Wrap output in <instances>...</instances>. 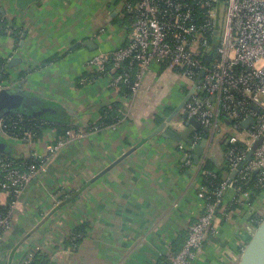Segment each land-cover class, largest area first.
<instances>
[{
  "label": "crops",
  "instance_id": "0c3cea01",
  "mask_svg": "<svg viewBox=\"0 0 264 264\" xmlns=\"http://www.w3.org/2000/svg\"><path fill=\"white\" fill-rule=\"evenodd\" d=\"M121 9L120 0H41L21 14L15 0H0L9 29L0 34L9 90L33 94L83 130L99 120L104 106L128 105L117 125L88 131L51 155L47 146L59 140L53 128L30 144L4 137L3 153L18 159L45 154L46 160L45 170L25 186L10 213L0 239V264H17L36 251L50 264H157L182 247L201 212L198 194L205 188L197 169L202 171L205 161L189 168L184 151L190 147L152 136L157 118L165 121L182 103L184 81L167 64L155 65L129 104L108 78L84 82L83 75L96 73L87 66L94 55L111 53L127 41ZM55 56L61 57L46 63ZM11 58L20 63L8 68ZM177 126L183 129L184 121ZM223 153L222 145L215 146L209 155L215 162L207 160L217 168ZM236 196L234 190L224 194L213 231L192 264H238L256 217L264 216V191L254 202L241 197L240 207L230 209ZM6 203L7 194L0 192V205ZM81 225V240L69 243L67 236Z\"/></svg>",
  "mask_w": 264,
  "mask_h": 264
},
{
  "label": "built area",
  "instance_id": "2783aa9c",
  "mask_svg": "<svg viewBox=\"0 0 264 264\" xmlns=\"http://www.w3.org/2000/svg\"><path fill=\"white\" fill-rule=\"evenodd\" d=\"M120 1L121 19L128 29L127 41L111 53L94 55L87 66L108 78L111 88L128 85L129 94L124 98L129 104L152 67L167 64L175 77L184 81L186 92L180 112L208 129V144L200 160H207L211 149L222 142L229 145L217 167L226 171V177L216 189L213 201L204 192L198 194L202 201L200 214L188 227L182 247L165 256L167 264H192L213 231L214 217L217 208H223L224 194L234 190L240 204L241 197L249 200V192H242L241 186L230 178L237 167L242 165L235 175L239 180L260 172V181L264 182V0ZM3 90H8L7 84L0 79V92ZM248 118L254 123L243 128L242 122ZM9 123L15 121L9 116L0 118L4 137L27 144L33 141L30 131L21 136L8 134ZM96 131L94 127L90 133ZM87 133L83 129L68 131L49 144L46 153L51 155L73 140L84 139ZM202 136L196 132L192 137L194 143ZM259 139L260 144L246 161L251 146ZM179 148L184 151L182 146ZM28 158L33 164L23 166L20 159L0 153V189L11 196L8 215L0 217V239L9 228L10 213L19 204L25 186L45 170V154L31 153ZM184 164H192L187 151ZM197 173L212 177L216 174L200 168ZM262 220H256L254 228ZM32 257L33 253H29L17 264H30Z\"/></svg>",
  "mask_w": 264,
  "mask_h": 264
},
{
  "label": "trees",
  "instance_id": "16d2710c",
  "mask_svg": "<svg viewBox=\"0 0 264 264\" xmlns=\"http://www.w3.org/2000/svg\"><path fill=\"white\" fill-rule=\"evenodd\" d=\"M123 20V19H122ZM124 21V20H123ZM125 23V22H124ZM8 26L7 21L4 16H0V34H6L8 32ZM12 33V32H11ZM13 36L16 40L19 39V34H10V36ZM61 56H55L50 58L46 61V63H50ZM6 63L4 61H0V79L5 80L6 74L2 72L3 69H5ZM85 78L84 82L87 80H94L95 78L102 77L103 74L99 73H87L83 75ZM80 86V84H78ZM118 93L128 95L129 94V88L128 85H119L118 87ZM13 90V89H12ZM30 94V93H29ZM31 98V101H33L32 108H34V111H37L39 108L46 107L45 104L42 103L41 99H38L33 94L29 95ZM56 107L51 112H48L45 116L42 115H31L28 114H20L17 116V114H8L5 116L11 117L15 123H9L6 132L8 134H17L21 136V134L24 131H30L32 133V140L38 139L42 135V131L46 128H53L56 130L59 139L64 137L68 131H76L78 128L76 126H72L70 122H68V119H63L62 112H59L58 110H55ZM57 109V108H56ZM55 110V111H54ZM54 111V112H53ZM125 107L119 103L114 102L112 104H109L107 106H104L99 114L100 118L94 123L89 124L85 130L86 131H93L94 127L97 129V132L109 129L114 125H117L123 118L126 113ZM170 112V111H169ZM4 117V116H3ZM67 118V117H66ZM162 121L161 119L156 120L157 124H160ZM14 126V127H13ZM198 133L203 134L201 130L198 131ZM4 136L0 130V142L4 143L3 141ZM5 144V143H4ZM222 149L224 151L228 148V144H225V142L221 143ZM189 155L191 156L192 160V151H187ZM1 155L9 156L5 153H1ZM12 157V156H9ZM20 161L24 162L23 166L33 164V161L30 158H20ZM35 166H38L35 164ZM193 166V162L189 168ZM204 171L210 172L215 171V177H212L210 175H202L200 177L201 179V185L203 188H205L204 194L206 197H208L209 201H213L214 199V193L216 189L221 184L222 180L226 177V171L224 169H217L216 167H213V165L209 162V160H205L201 167ZM1 173V172H0ZM261 173L255 172L251 173L246 180H239L238 176L234 177L235 183L239 186H241L242 192H249V201L254 202L258 196L264 191V182L260 181ZM0 192H5L7 194V203L4 205H0V217H5L8 215L10 208H9V202L11 200V196L8 195V193L5 190L0 189ZM240 205L239 202V194H237L235 201L231 204L230 209H236ZM220 209V208H219ZM217 208V212L219 211ZM256 220H261V217H256ZM83 225L77 227L74 229L69 236H67V241L69 243H77L81 240L83 236ZM73 238V239H72ZM30 264H50L48 257L46 254L41 253L39 251H36L33 253L32 260ZM157 264H167V258L165 256L161 257Z\"/></svg>",
  "mask_w": 264,
  "mask_h": 264
},
{
  "label": "water",
  "instance_id": "95a60500",
  "mask_svg": "<svg viewBox=\"0 0 264 264\" xmlns=\"http://www.w3.org/2000/svg\"><path fill=\"white\" fill-rule=\"evenodd\" d=\"M41 0H15L16 7L19 13H23L31 4ZM20 63V59L11 58L7 62L8 68H13ZM19 87L21 85L19 84ZM29 92L22 90H3L0 92V118L8 114H28L31 115H42L45 116L48 112L54 109L53 105L47 104L42 101L46 107L39 108L34 111L32 108L33 101L29 96ZM183 103H181L174 112L162 121L157 128L154 130L152 136L161 135L166 139H170L174 142H184L192 151V162L193 166H197L200 162L204 149L208 144V129L203 128L200 123L193 117H188L187 113L180 112ZM176 118V119H175ZM173 120L175 122L173 123ZM184 121V128L179 130L177 125L182 124ZM177 122V123H176ZM173 123V125L171 124ZM176 123V124H175ZM254 120L251 118L246 119L242 122V127L247 128L253 124ZM229 124V122H227ZM201 130L204 134L202 139L198 143H194L192 134L196 131ZM261 140H257L250 148L246 156V161H249L252 157L253 152L256 150ZM225 144H227L225 142ZM5 147L4 143L0 142V153H3ZM220 147V146H218ZM209 160L215 162V156L211 155L208 157ZM219 166V164H216ZM242 169V165H239L237 169L230 175V178H234L237 171ZM255 173V172H254ZM238 264H264V218L261 223L255 227L251 233V238L243 249Z\"/></svg>",
  "mask_w": 264,
  "mask_h": 264
},
{
  "label": "rangeland",
  "instance_id": "374dc122",
  "mask_svg": "<svg viewBox=\"0 0 264 264\" xmlns=\"http://www.w3.org/2000/svg\"><path fill=\"white\" fill-rule=\"evenodd\" d=\"M264 218V216L261 217V219Z\"/></svg>",
  "mask_w": 264,
  "mask_h": 264
}]
</instances>
